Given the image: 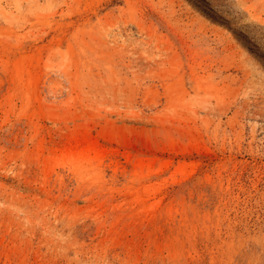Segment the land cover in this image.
<instances>
[{
	"label": "rangeland",
	"instance_id": "rangeland-1",
	"mask_svg": "<svg viewBox=\"0 0 264 264\" xmlns=\"http://www.w3.org/2000/svg\"><path fill=\"white\" fill-rule=\"evenodd\" d=\"M0 264H264L252 41L200 0H0Z\"/></svg>",
	"mask_w": 264,
	"mask_h": 264
},
{
	"label": "trees",
	"instance_id": "trees-1",
	"mask_svg": "<svg viewBox=\"0 0 264 264\" xmlns=\"http://www.w3.org/2000/svg\"><path fill=\"white\" fill-rule=\"evenodd\" d=\"M204 6L209 10L217 14L224 23L233 28L238 34L243 35L247 39L252 41L253 48L257 50V53L261 57H264V33L256 31L250 25L243 24L239 16L234 14L231 6L226 0H200Z\"/></svg>",
	"mask_w": 264,
	"mask_h": 264
}]
</instances>
